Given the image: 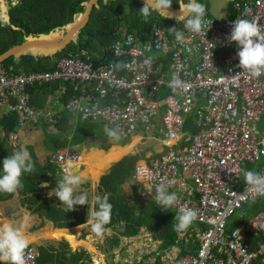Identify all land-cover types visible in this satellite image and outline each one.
<instances>
[{"label":"built area","instance_id":"built-area-1","mask_svg":"<svg viewBox=\"0 0 264 264\" xmlns=\"http://www.w3.org/2000/svg\"><path fill=\"white\" fill-rule=\"evenodd\" d=\"M232 4L234 15L226 20L205 14L212 24L199 34L176 18L156 24L147 34L126 33L111 46L113 58L96 59L84 49L65 56L50 71H18L14 64H0V107L19 113L21 128L57 125V108L65 99L74 119L118 126L123 140L154 142L155 154L135 166L137 194L157 205L156 187L168 183L169 193L178 196L173 211L179 214L185 206L198 211L193 224L177 233L186 254L180 256L176 244L161 257L163 264H264V245L251 248L247 242L264 228V210L226 232L227 222L260 198L245 194L244 172L264 173V72L253 76L239 67V45L229 39L236 19L256 17L264 26V0ZM172 27L183 32L182 42L169 32ZM173 73L190 87L169 88ZM50 84L58 86L54 107L34 106L31 87ZM190 118L192 134L187 132ZM6 137L13 148L23 144L19 130ZM68 160L84 165L72 147L51 157L61 175ZM135 237L144 238L141 251L123 259L125 251L131 253L133 237L122 238L112 249V264L154 263L144 259L158 249L148 251L151 235L140 230ZM38 258V248L29 245L26 264H38Z\"/></svg>","mask_w":264,"mask_h":264},{"label":"trees","instance_id":"trees-1","mask_svg":"<svg viewBox=\"0 0 264 264\" xmlns=\"http://www.w3.org/2000/svg\"><path fill=\"white\" fill-rule=\"evenodd\" d=\"M90 0H17L16 4H11L9 9V23H3L0 18V56L4 55L10 48L26 41L29 35H38L54 32L56 29H65V27L74 22L78 14L85 13L86 5ZM144 6L140 0H100L99 8H94L91 18L78 34V42L71 43L68 48L55 55H38L29 53L20 59L11 57L5 64L16 65L18 71H50L57 68L58 62L71 53H80L84 49L92 53L106 54L113 58L110 47L113 43L126 33L141 31L147 34L156 24H162L172 18H164L157 12H152L147 21L141 15L139 9ZM171 6H179L177 0H172ZM233 4L230 9V17L234 15ZM5 9V8H4ZM206 15L211 16L206 11ZM81 16V15H80ZM78 19V18H77ZM81 19V17L79 18ZM17 27V29L14 28ZM58 89L56 84L44 86H32V103L39 107L38 95L45 93L47 96H55ZM61 112L59 113V122L57 125H47L53 128L49 136V144L54 151L61 148L83 146L95 140V146L100 149H108L110 141L104 132L103 125L82 122L83 125L73 124V119L66 111V100L60 103ZM45 106L40 108H45ZM12 113H17L12 111ZM193 118H190L187 125V132L194 133ZM71 137V139H69ZM7 137L0 139V172L3 169V159L11 155L19 147L9 146ZM115 141V140H114ZM130 140L120 139L116 142L120 146H125ZM128 147V146H126ZM145 154H135L124 156L118 162L111 165L110 169L102 174L96 186V194L103 196L109 195V202L112 204L111 220L105 227L112 231V234L105 239L107 251L119 246L122 238H132L139 234L143 229L151 235L153 242L160 243L156 252L144 256V259L152 258L154 263L163 264L161 257L174 245H179L180 256L186 254L184 242H177V231L173 225L177 223L175 217L178 215L172 209L162 210L153 202H143L137 194L134 186L133 174L138 161L143 160ZM90 162V159L88 157ZM107 157L102 156L95 163L97 166H104ZM61 173L54 163L48 160L44 167L34 166L31 173H24L21 176L23 187L17 192L21 196V203L36 215L41 224L45 221L51 222L54 228L68 229L79 226L87 221L89 216V207L76 205L73 210L68 211L65 205L55 196V188ZM50 179V185L45 188H39L38 185L44 180ZM90 186L89 184H85ZM42 190H52V194H41ZM13 193L0 192V201L6 200ZM262 196L257 201H253L242 209V215H235L237 221L231 226V232L250 217L264 210ZM98 207V206H97ZM9 222L5 215H0V222ZM40 226H34V231ZM47 228V227H46ZM44 228L43 231L46 229ZM78 227L69 230H52L44 234L49 239H59L68 237L70 240L76 234ZM42 231V232H43ZM30 239V237H29ZM44 240V239H41ZM46 240V239H45ZM251 248L264 245V228L257 236L249 237L247 241ZM34 243V242H33ZM39 258L38 264H91V257L85 250L71 253L68 244L61 241L58 248L53 246H38ZM158 254V255H157ZM148 260V259H147ZM175 264V263H173Z\"/></svg>","mask_w":264,"mask_h":264},{"label":"clouds","instance_id":"clouds-1","mask_svg":"<svg viewBox=\"0 0 264 264\" xmlns=\"http://www.w3.org/2000/svg\"><path fill=\"white\" fill-rule=\"evenodd\" d=\"M177 2L179 14L169 11L172 0H145L144 6L139 11L145 21L148 20L152 12H157L164 18L175 17L178 23L184 21L185 29L196 34L201 33L206 24H212V22L205 20V4L198 2V0H177ZM168 30L175 35L177 41L182 42L184 40L182 31L175 27ZM229 39L239 45L237 53L239 67L253 76H259L264 72V26L260 25L258 18L236 19ZM168 87L176 90L178 88L187 89L190 85L182 81L177 73H173ZM104 132L112 140L119 141L122 138L118 126H105ZM79 165L73 160H68L64 165V174L59 176L57 186L54 189L55 196L59 198L62 205L67 207L68 211L73 210L76 205H88L87 193L75 194L76 188L83 181L82 172L75 174ZM34 166L31 154L24 147L18 148L4 158L3 169L0 172V192L11 194L22 188L21 176L24 173L33 172ZM243 179L247 184L245 194L254 192L264 196V173L246 170ZM169 187L170 184L163 182L156 187L153 200L162 210L171 209L178 200L175 192L169 193ZM92 203L93 207L90 217L87 218V223L95 235L103 236L108 231L105 226L111 220L112 204L109 202V195L107 193L103 196L94 195ZM197 217L198 211L196 209L181 207L179 214L175 217L177 223L173 225L174 230L177 232L187 230ZM24 220L27 221V217ZM30 243L31 241L22 225L7 221L0 222V264H26V249Z\"/></svg>","mask_w":264,"mask_h":264},{"label":"rangeland","instance_id":"rangeland-1","mask_svg":"<svg viewBox=\"0 0 264 264\" xmlns=\"http://www.w3.org/2000/svg\"><path fill=\"white\" fill-rule=\"evenodd\" d=\"M16 2H17V0H3V1H0V18H1L3 23H4V20H5L4 19V15L6 17V15L9 14L10 5L11 4H16ZM198 2H201V3L205 4L206 11L208 12V10H209L208 0H198ZM80 15L82 16L83 14H81V13L78 14L75 19H77V18L79 19L81 17ZM122 35H124V34H122ZM77 42H78V39L76 40V43ZM73 120H74L73 124H76V126H77L78 125L77 123H78V121H80V118L76 117ZM83 124L84 123H82L81 125H83ZM136 138H138V137H136ZM134 139H130L129 143H127L125 146H120V145H118L116 143V142H119V141L115 142L114 140H112V141L109 142L111 146L108 149H100L98 147H95V146H100V144H96L95 143L96 142L95 140H91L90 143L84 144L83 146H73L72 148L74 150L79 151L81 153L82 162H85L86 164L91 165V167L96 168V169H98L100 171H103L102 173L105 174L110 169L111 165L114 162H118L124 156L135 155V154H145V157L149 158L152 154H155V150L157 149V146L154 144V142L148 141V143H146V141L140 142V140H139L134 145L133 144ZM130 145H133L132 149L122 150L120 148H115L111 152H109L112 149V147H115V146L126 147V146H130ZM97 151H103L105 153L109 152V154H103L102 155V156H106L107 159H108L105 162V165H107V166L109 165L108 168H106L107 166H105L104 168L100 169V166H97V164L95 163L98 158L96 159V161L90 160V162H89L88 157L85 156V155H88V154L89 155H93V153L99 154L100 152H97ZM81 174L83 176V182H85V184H89L90 185V186H85V191L87 192V194L89 193V195H88V205L90 206V201H92L93 196L96 194V190L95 189L92 190L91 184H93V183L96 184V182L98 183V180H99L101 174L97 177V180L93 181L92 179H93L94 173H93V171H89L86 168V166L84 167V170L82 171ZM261 200H262V202H264V196H262ZM86 205L87 204H85L83 206H86ZM90 213L91 212L89 210V217H90ZM5 216H7L9 222H12V223L18 224V225H22L23 226V230L25 231L26 235L27 234H33V235L37 236L36 239L31 238L30 241H32V242L34 240H38V239L42 238L41 233H42L44 228L47 227L44 230V232H47V231L49 232L51 230H54L53 229V224L51 222L45 221V223L40 225L41 224V220L37 216H21V215H5ZM25 217H27V221L24 220ZM236 221H237L236 217L233 218V219H230L227 222V229L228 230L232 229L231 226ZM36 225L40 226V227L37 228L36 230L32 231L33 232L32 233L31 230ZM76 227H78L79 236L77 237V239L75 238V240H73V242L71 244L72 245L71 247L73 249H75L76 247L79 248L81 246L83 248H85L84 250L87 251V253L90 255V257L92 259L91 262H92V264H94V260L96 259V257L100 258V255L104 251V249H102V246H103V244H105V239L108 236H110L112 234V232L110 230H108L103 236H97L91 231V226L87 223V221L85 223L79 225V226H76ZM28 237H32V236H28ZM59 239H57V240H50V239H48V240H45V239L44 240H38V241H36V242H34L33 244H30V245H33V246H35V245L36 246L37 245H39V246H53L55 248H58L61 241H65L66 242L65 239H60V240ZM132 239L133 240H131V242H130L131 253H128V252L125 251L122 254V258L123 259L132 258L134 256V254H136V251H137V253H139L141 251L140 245L145 244L143 242L144 238L140 240L139 237H137V238L133 237ZM121 241H122V239H121ZM148 244H149L148 251L153 250V249H155L158 246V243H156V242H148ZM87 245H89V247L91 249H89ZM133 246H135L136 249H134ZM68 248H69V245H68ZM94 250H95V252L97 254L93 253ZM108 257H109V255H108Z\"/></svg>","mask_w":264,"mask_h":264},{"label":"crops","instance_id":"crops-1","mask_svg":"<svg viewBox=\"0 0 264 264\" xmlns=\"http://www.w3.org/2000/svg\"><path fill=\"white\" fill-rule=\"evenodd\" d=\"M0 1H3V0H0ZM7 15H6V17H7ZM93 55L95 56L96 59L107 56L106 54L101 55L99 53H95V54L93 53ZM108 58H110V57H108ZM55 95H56V93H55ZM51 96L52 95L47 96L45 93H43L41 95L39 94L38 100H40V103L37 104L39 106L38 108L43 107L45 105H46V107H54V102L56 101V96H53V97H51ZM61 110H62V108H61V106H59V108H57V112L61 111ZM19 118H20V114L19 113H12V111L10 110L8 105H4V107H0V139H2V137H6V134L9 131L19 130L21 137L23 139V145H21L20 147H24L29 151V153L32 156V160L34 162V165H37L39 167H44L48 160H50V162H51V157L53 156V154L55 152L54 148L49 144V136L52 132H54L53 128H49L46 125L39 127V128H30V127L21 128L19 126ZM72 119H74V118H72ZM81 121L82 120L78 121L77 124H82V122H84V121H82V122ZM89 123H91V122H89ZM137 141H139V138H135L133 144L135 145L137 143ZM115 148H120L122 150H129V149L133 148V145H130L128 147L115 146V147H112V149L109 152H111ZM97 152H100V153L99 154L93 153V155L88 154L85 156L89 157V159L92 161L93 160L96 161L97 158H98L97 160L100 159L99 157H101V155L109 154V152L108 153H105L103 151H97ZM82 164H84L89 171H93V173H94L93 179H92L93 181L97 180V177L100 174H102V172H103V171H100L96 168L91 167V165H88L85 162H82ZM105 166H107V165L104 164V166H102L100 169L104 168ZM108 166L106 168H108ZM43 182H47L50 185V179L44 180ZM85 186H86L85 182L82 181V183L79 185V187L76 188L75 194L87 193L85 191ZM96 186H97V182H96V184L95 183L91 184L92 190L96 189ZM47 187H44L43 189H45ZM41 194L51 195L52 190H49V191L48 190H42ZM88 195H89V193L87 194V196ZM20 199H21V196L16 191L15 193L12 194V196L10 198L3 200V201H0V215L36 216V215L31 214V212L25 207V205H22ZM87 206H89V205H87ZM92 207H93V203H92V201H90V206H89L90 212L92 211ZM73 228H76V227H73ZM69 229H72V228L56 229V230H69ZM141 230H143V229H141ZM43 232L41 233L42 238H40L38 240H41V239L48 240L49 239L46 236H44V234L47 233L48 231L44 232V233ZM27 236H32V237H30V240H31V238L36 239V237H37L33 234H27ZM78 236H79V231L77 230L76 234L72 240H68L66 237L60 238V239H65L69 242V243L67 242V244L69 245V249H70L69 251L71 253H75L77 251L85 249L82 246L79 248L76 247L75 249H72L71 244H72L73 240H75V238L77 239ZM38 240H34L33 242H36ZM50 240H55V239H50ZM33 242L31 241L30 244H33ZM120 243H121V241H120ZM38 246L39 245H37L36 247L38 248ZM87 246L89 249H91L89 247V245H87ZM102 249H104V251L100 255V258L96 257V259L94 260V264H112V260H111L112 250L107 251L104 244L102 246ZM72 250H76V251L72 252ZM93 253H96L95 250ZM108 255H109V257H108ZM149 261L152 263L154 260L152 258H149Z\"/></svg>","mask_w":264,"mask_h":264},{"label":"water","instance_id":"water-1","mask_svg":"<svg viewBox=\"0 0 264 264\" xmlns=\"http://www.w3.org/2000/svg\"><path fill=\"white\" fill-rule=\"evenodd\" d=\"M140 1L145 3V0H140ZM233 1L236 0H208V5H209L208 12L213 18H215L218 21L226 20L229 17L230 6H231V2ZM99 2L100 0H90L86 4V10L85 13H83V15L81 16V19H75L73 23L65 27L66 30L56 29L54 32H50L48 35L38 34V35L27 36L26 41L17 44L16 46H13L4 55L0 56V64L5 63L7 59L11 57L20 59L22 56L29 53H34V54L37 53L38 55H55L65 50L70 46L71 43H76V40L78 39V34L80 30L86 27V25L88 24L93 9L99 8ZM169 11L172 13L179 14V6L178 7L171 6ZM4 19H5L4 23H9L10 18L8 15L7 17H5L4 15ZM14 28L17 29V27L15 26ZM84 167L85 166L79 165L77 172L75 174L81 173L84 170ZM48 185L49 184L47 182H41L38 185V187L44 188L47 187ZM237 215L241 216L242 211L238 212ZM66 242L68 241L66 240ZM75 251L76 250H72V252Z\"/></svg>","mask_w":264,"mask_h":264},{"label":"bare ground","instance_id":"bare-ground-1","mask_svg":"<svg viewBox=\"0 0 264 264\" xmlns=\"http://www.w3.org/2000/svg\"><path fill=\"white\" fill-rule=\"evenodd\" d=\"M65 238V237H64ZM68 240H70L68 237H66Z\"/></svg>","mask_w":264,"mask_h":264},{"label":"flooded vegetation","instance_id":"flooded-vegetation-1","mask_svg":"<svg viewBox=\"0 0 264 264\" xmlns=\"http://www.w3.org/2000/svg\"><path fill=\"white\" fill-rule=\"evenodd\" d=\"M54 228V227H53Z\"/></svg>","mask_w":264,"mask_h":264}]
</instances>
